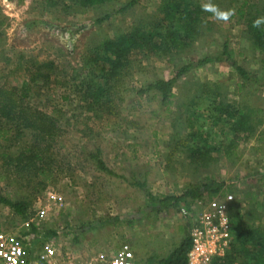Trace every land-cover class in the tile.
<instances>
[{"label":"rangeland","instance_id":"374dc122","mask_svg":"<svg viewBox=\"0 0 264 264\" xmlns=\"http://www.w3.org/2000/svg\"><path fill=\"white\" fill-rule=\"evenodd\" d=\"M130 1L83 10L71 0H0V14L5 20L0 27V75L1 68L17 66L18 54L26 62L53 64L55 77L60 80L53 82L55 91L31 93L29 99L45 112L54 106L67 112L57 116L60 134L48 151L49 156L53 153V162L44 160L46 169L53 168L46 183L36 175L17 171L11 162L23 147L32 146L29 131L17 135L16 140L0 142V197L27 206L23 215L0 202V228L16 232L44 207L48 213L35 221L38 229L32 244L39 247L52 241L60 264H76L83 254L97 250H106L101 254L112 257L123 243L132 245L135 229L142 236V249L174 250L188 238L190 220L182 213L186 204L164 208L160 198L181 196L192 185L219 181L224 185L222 191L233 195L236 202L235 188L242 180L239 170L246 167L241 165L244 154L253 152L251 146L264 135V51L257 48L247 28L251 17L264 21V0H250L256 8L250 7L244 15L239 13L241 0H194L201 7L210 2L222 10H234V15L225 22L205 11L206 27L191 47L174 49L168 55L146 49L134 51L122 80L111 84L117 87L118 96L114 95V101L106 99L104 113H94L84 101L79 103L78 81H74L72 69L81 73L86 57L101 42L162 22L161 10L169 0H139L127 7ZM181 13L173 18L175 26ZM226 42L237 64L249 71L252 82L246 83L228 63L214 62L177 79L169 111L154 91L136 93L159 80L174 78L182 68L206 56L223 53ZM23 74L19 71L14 78H19V85L26 78ZM240 84H245L242 89ZM210 92L222 94L223 102L252 109L257 136L246 143L244 132L237 130L241 126L231 125L225 117L219 123L209 119L218 114ZM197 132L199 140L193 143ZM198 146L200 151L194 153ZM228 151L233 154L228 155ZM94 154H99L113 174L98 167ZM49 192L61 195L62 203L51 202ZM240 204L238 199L236 205ZM231 208L239 207L234 204ZM243 210L236 212L243 222L254 223L247 221Z\"/></svg>","mask_w":264,"mask_h":264},{"label":"trees","instance_id":"16d2710c","mask_svg":"<svg viewBox=\"0 0 264 264\" xmlns=\"http://www.w3.org/2000/svg\"><path fill=\"white\" fill-rule=\"evenodd\" d=\"M22 2L23 0H18ZM49 1V0H47ZM79 8L85 10L106 4H111L118 0H71ZM139 0H131L127 7L135 5ZM239 13L244 15L248 13L250 7L254 10L256 5L250 0H241ZM180 11L181 17L177 24L172 22L173 18L178 17ZM161 12L164 17L162 22L155 25L141 26L133 28L130 32L122 33L116 38L108 39L100 43V46L95 48L85 59L84 69L81 68V73L78 70L72 69L74 74V81L76 92L79 94L80 101H84L85 106L94 113L105 112L107 108L106 99L114 101V95L118 96L117 87L111 85L122 80L123 72L130 66L131 55L134 51L146 49L150 52L168 55L169 51L174 49L180 50L191 47L193 42L200 36L205 29L203 23V15L206 12L194 0H169L166 6L162 8ZM5 20L0 14V27L3 26ZM258 25V26H256ZM148 27L150 32L145 31ZM247 28L250 30L252 39L264 51V21L251 17L247 22ZM156 36L159 38L157 39ZM223 53L217 54L215 57L206 56L198 62L191 63L182 68L178 74L169 80H159L148 85L146 88H141L136 93L145 94L154 91L160 96L161 102L165 105L166 110L169 111L173 105L175 97L174 88L177 79L183 75L188 74L194 68L203 66L209 63L222 62L228 63L235 68L238 75L247 83L251 81L250 73L242 66L238 65L234 59V51L230 49L226 42L223 46ZM23 55L18 54L17 66L1 68L0 75V142H10L16 140V136H21L25 131H29L32 136L33 144L29 147H23L20 154L12 159L14 167L19 172H24L29 175H36L41 178L42 182L49 181L52 176V167L46 169L44 160L46 158L52 159L53 153L48 155L51 143L58 137V119L57 116H65L67 112L64 109L54 106L52 111L45 112L36 107L30 102L29 95L40 94L41 91L51 93L55 91V84L60 83L55 77V69L53 64H39L36 61L29 60L26 62ZM22 64V68L20 65ZM27 66H26V65ZM83 66V65H82ZM5 70V71H3ZM19 71H24L21 76H26L22 85L17 83L18 79H14ZM84 75V78L82 77ZM13 77L12 81L9 78ZM15 81V82H14ZM252 82V81H251ZM53 85H48V84ZM245 84H240V89ZM116 87V88H115ZM113 93V94H111ZM213 97V105H216L215 117L210 116L209 119H216L219 123L223 122L224 117L230 119L231 125H239L237 128L246 139L255 136L253 130L254 124L251 122V113L247 105L235 106L230 102L226 103L220 98L219 92H210ZM29 99V101H28ZM62 99L68 100L69 96H62ZM96 116H99L96 114ZM199 124V120L194 122ZM229 124V123H228ZM236 129L233 130L235 132ZM254 131V132H253ZM246 133V134H245ZM15 135V137H14ZM193 143H197L195 139L199 140L198 132L193 136ZM207 142V140H206ZM48 143L47 145H45ZM235 144L234 142H231ZM200 142H198V145ZM45 145V146H44ZM199 146L193 149L194 153L200 151ZM235 153V147H233ZM233 153L228 151V155ZM3 155H6L3 154ZM196 157V156H195ZM92 158L97 162L101 170L113 174L104 162L100 159L99 154L92 155ZM43 163V164H42ZM53 165V164H52ZM52 168V169H51ZM224 185L219 181H208L201 185L190 186L181 196H168L160 198L159 203L164 208L179 207L181 204L189 205L195 199L202 196H209L213 198L220 193L225 195L222 191ZM0 202L7 207L15 210L20 214H26L27 206L23 202H14L9 198L0 197ZM232 209V208H231ZM238 209L230 210V218L232 224L233 243L225 257L217 259L214 264H264V226L256 224H245L242 220ZM191 247L189 236L181 244V246L166 260L160 261L158 264H187V252Z\"/></svg>","mask_w":264,"mask_h":264},{"label":"built area","instance_id":"2783aa9c","mask_svg":"<svg viewBox=\"0 0 264 264\" xmlns=\"http://www.w3.org/2000/svg\"><path fill=\"white\" fill-rule=\"evenodd\" d=\"M51 202L61 204L63 197L49 192ZM234 196L221 193L213 198L205 195L183 207L182 213L189 218L187 264H214L229 252L233 243L230 208ZM43 207L38 214L27 219L16 232L0 231V264H60L58 251L52 241L34 247L32 237L38 229L36 220L44 218ZM66 264H72L71 261ZM92 264H137L136 254L130 243H123L117 252L107 258L101 254Z\"/></svg>","mask_w":264,"mask_h":264},{"label":"crops","instance_id":"0c3cea01","mask_svg":"<svg viewBox=\"0 0 264 264\" xmlns=\"http://www.w3.org/2000/svg\"><path fill=\"white\" fill-rule=\"evenodd\" d=\"M254 137L247 138L246 143L249 142V140H251ZM257 141H256L257 144L255 142L251 146L253 152L244 154L241 165H245L246 167L245 168L243 167L242 169L239 170L240 171L239 175L242 177V180L240 182L237 181L236 187L238 188H235V191L238 195V199L239 202H241V204L240 206L239 205L237 206L236 204L238 199L236 200V202L234 199L231 206L233 207V205L235 204V207L240 208V209L238 208L239 211L244 209L243 213L246 215V218L248 219L247 221H253L257 225L260 224L264 226V135L258 136ZM253 155L255 157L256 156L258 157L256 159H250L251 157H253ZM135 222L136 219H134V223ZM135 224L133 226L134 229L136 227ZM1 230L2 229L0 228V231ZM141 237L139 236L137 230L135 229L130 238L133 248L135 250L137 264H158L160 261L168 259L181 246L180 244L170 252H168L165 249H164L165 251L164 250L152 251L153 248L148 249L147 246L144 247V249H142V244H140L139 241V238ZM145 240L147 239L145 238ZM140 248L143 251V253L141 252ZM118 249L119 247L116 248L114 252L116 253ZM97 251L98 252L96 253L93 252L92 254L89 253L83 254L84 257L78 259V262L76 264H89L92 260L95 261V259L99 257L101 253L107 252L106 250L100 251V253L99 250Z\"/></svg>","mask_w":264,"mask_h":264},{"label":"clouds","instance_id":"9594fccd","mask_svg":"<svg viewBox=\"0 0 264 264\" xmlns=\"http://www.w3.org/2000/svg\"><path fill=\"white\" fill-rule=\"evenodd\" d=\"M202 9L204 11H209L212 13V15L217 19V20H222L227 22L229 18L234 15V10H222L218 8L216 5L212 3H207L202 5ZM258 26V25H256Z\"/></svg>","mask_w":264,"mask_h":264}]
</instances>
